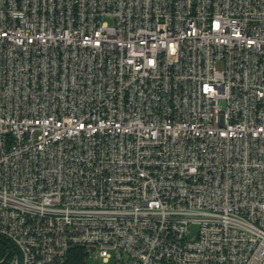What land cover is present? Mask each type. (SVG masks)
<instances>
[{"label": "built area", "instance_id": "built-area-1", "mask_svg": "<svg viewBox=\"0 0 264 264\" xmlns=\"http://www.w3.org/2000/svg\"><path fill=\"white\" fill-rule=\"evenodd\" d=\"M0 237L264 264V0H0Z\"/></svg>", "mask_w": 264, "mask_h": 264}, {"label": "trees", "instance_id": "trees-1", "mask_svg": "<svg viewBox=\"0 0 264 264\" xmlns=\"http://www.w3.org/2000/svg\"><path fill=\"white\" fill-rule=\"evenodd\" d=\"M16 255L17 253L14 249V246L11 243H9L7 240H5L4 238L0 237V262L8 258L7 262L5 263L7 264L8 261H10L11 259L14 260ZM73 256L76 257L78 261H81V264L82 262L84 264V253L83 252L77 251L73 254Z\"/></svg>", "mask_w": 264, "mask_h": 264}, {"label": "rangeland", "instance_id": "rangeland-1", "mask_svg": "<svg viewBox=\"0 0 264 264\" xmlns=\"http://www.w3.org/2000/svg\"><path fill=\"white\" fill-rule=\"evenodd\" d=\"M190 232H191V234H190L189 238L190 239H194L196 237V235H197L198 229L197 228H193V229H191ZM7 264H15V262H14L13 259H11L10 261H8ZM89 264H102V262H93V261H90Z\"/></svg>", "mask_w": 264, "mask_h": 264}, {"label": "water", "instance_id": "water-1", "mask_svg": "<svg viewBox=\"0 0 264 264\" xmlns=\"http://www.w3.org/2000/svg\"><path fill=\"white\" fill-rule=\"evenodd\" d=\"M8 258L4 259L0 264H5L7 262Z\"/></svg>", "mask_w": 264, "mask_h": 264}]
</instances>
